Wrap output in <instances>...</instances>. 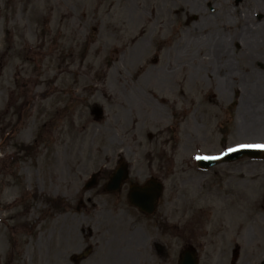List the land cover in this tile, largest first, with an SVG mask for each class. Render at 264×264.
Masks as SVG:
<instances>
[{
    "label": "rangeland",
    "instance_id": "374dc122",
    "mask_svg": "<svg viewBox=\"0 0 264 264\" xmlns=\"http://www.w3.org/2000/svg\"><path fill=\"white\" fill-rule=\"evenodd\" d=\"M248 142L264 145V0H0V264H144L131 242L153 221L127 183L103 189L119 157L129 180L163 181L158 213L181 215L200 264L235 247L258 264L264 155L212 167L207 190L188 180L191 208L173 206L204 176L196 155Z\"/></svg>",
    "mask_w": 264,
    "mask_h": 264
},
{
    "label": "flooded vegetation",
    "instance_id": "af4514ba",
    "mask_svg": "<svg viewBox=\"0 0 264 264\" xmlns=\"http://www.w3.org/2000/svg\"><path fill=\"white\" fill-rule=\"evenodd\" d=\"M182 172L185 173L186 171ZM186 177L187 179L182 177L183 179L179 180L178 184L174 187L173 206L178 210H180L181 207H184L185 204H187V200H189V196H187L183 190L189 183L188 180L191 181L193 186H198L199 190L202 188V184L205 183L202 179L204 176L198 178L197 175H187ZM194 179H196L195 182H193ZM190 205L191 203L187 204L186 207L190 208ZM180 216V214L177 215L176 218L173 219V223H168L170 222V220H168L170 215L168 217L167 215L162 216L160 214H154L152 216L144 215V220L150 218L153 221V224H142V231L145 234L146 240H135L134 242H131V244H134L135 246L141 243L142 246L141 250L137 251L133 249L130 252L131 259H136L142 256L144 264H179L180 255L183 249L195 248L197 254H199V245L196 244L197 241H193L191 237L183 241L180 239ZM129 221L130 220H127L126 223ZM134 223L135 222L131 223V225ZM149 227L155 229V231H151L153 232V236L148 229ZM166 229L169 231L167 237L169 238L171 236L172 239H161V237L164 236V231H166ZM108 253L109 251H107V254Z\"/></svg>",
    "mask_w": 264,
    "mask_h": 264
},
{
    "label": "water",
    "instance_id": "95a60500",
    "mask_svg": "<svg viewBox=\"0 0 264 264\" xmlns=\"http://www.w3.org/2000/svg\"><path fill=\"white\" fill-rule=\"evenodd\" d=\"M243 155L259 157L262 155V152L258 149L250 147H241L227 152L220 159L201 158L199 160V163L204 167H208L218 163V161H230L233 159H237ZM126 175V165L122 164L111 175L108 183L106 184V189H108L109 191L118 190L122 181L126 178ZM96 176V174H93L90 180L85 184L84 188L87 189L96 184ZM160 192L161 185L159 183L153 182V180H148L143 186H131L129 199L130 202L138 206L142 211L151 213L156 206ZM191 256V254L185 253L180 264H196L195 258H192ZM260 264H264V259Z\"/></svg>",
    "mask_w": 264,
    "mask_h": 264
},
{
    "label": "snow or ice",
    "instance_id": "6c2138e0",
    "mask_svg": "<svg viewBox=\"0 0 264 264\" xmlns=\"http://www.w3.org/2000/svg\"><path fill=\"white\" fill-rule=\"evenodd\" d=\"M239 147H264V145H239ZM234 149H229V151H233Z\"/></svg>",
    "mask_w": 264,
    "mask_h": 264
},
{
    "label": "bare ground",
    "instance_id": "6f19581e",
    "mask_svg": "<svg viewBox=\"0 0 264 264\" xmlns=\"http://www.w3.org/2000/svg\"><path fill=\"white\" fill-rule=\"evenodd\" d=\"M212 53L217 54V50L216 49L212 50Z\"/></svg>",
    "mask_w": 264,
    "mask_h": 264
}]
</instances>
